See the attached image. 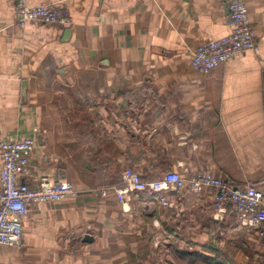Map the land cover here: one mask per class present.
I'll list each match as a JSON object with an SVG mask.
<instances>
[{
	"label": "crops",
	"instance_id": "0c3cea01",
	"mask_svg": "<svg viewBox=\"0 0 264 264\" xmlns=\"http://www.w3.org/2000/svg\"><path fill=\"white\" fill-rule=\"evenodd\" d=\"M27 1L73 24L21 28L0 0V139L34 140L26 182L63 180L77 195L33 205L22 244L0 247V264H172L176 250L263 264L255 230L208 194L164 207L112 189L126 169L145 182L212 173L264 198V0H246L260 52L208 75L191 60L231 33L226 0Z\"/></svg>",
	"mask_w": 264,
	"mask_h": 264
},
{
	"label": "built area",
	"instance_id": "2783aa9c",
	"mask_svg": "<svg viewBox=\"0 0 264 264\" xmlns=\"http://www.w3.org/2000/svg\"><path fill=\"white\" fill-rule=\"evenodd\" d=\"M19 18L18 25L28 23L49 27L69 28L73 24L69 13L51 5H30L27 0H10ZM231 33L221 39L208 41L193 53L191 67L202 74H211L220 65L233 58L260 52L259 43L249 20L246 0H226ZM35 142L32 139L4 141L0 139V247H18L22 244L23 222L33 205L58 202L77 195L73 185L63 180L39 176L34 185L26 182L36 174L32 163ZM123 183L113 191L123 201L125 194L150 193L157 195L158 202L171 207L174 199L189 191L197 195L208 194L219 212L233 209L243 227L255 230L264 245V198L256 187L239 184L200 173L184 178L178 172L165 174L158 181L145 182L130 169L122 175ZM174 192L169 195V192ZM92 192L95 193V190ZM106 197L108 189L97 191Z\"/></svg>",
	"mask_w": 264,
	"mask_h": 264
},
{
	"label": "trees",
	"instance_id": "16d2710c",
	"mask_svg": "<svg viewBox=\"0 0 264 264\" xmlns=\"http://www.w3.org/2000/svg\"><path fill=\"white\" fill-rule=\"evenodd\" d=\"M122 183H123V180H122V177H121L120 181L116 185H121ZM175 252L181 259L189 260L188 264H196L198 260H200L202 262H206L207 264H226V262L222 261L219 258H216V259L212 258V257L210 258V257L205 256V255L188 253V252H185V251L180 252V251L176 250ZM263 264H264V261H263Z\"/></svg>",
	"mask_w": 264,
	"mask_h": 264
},
{
	"label": "rangeland",
	"instance_id": "374dc122",
	"mask_svg": "<svg viewBox=\"0 0 264 264\" xmlns=\"http://www.w3.org/2000/svg\"><path fill=\"white\" fill-rule=\"evenodd\" d=\"M189 249V248H188ZM169 259V258H168ZM172 264H188L189 260L181 259L177 254L174 253V256L171 258ZM186 261V262H185ZM196 264H207L206 262H202L200 260L197 261Z\"/></svg>",
	"mask_w": 264,
	"mask_h": 264
},
{
	"label": "water",
	"instance_id": "95a60500",
	"mask_svg": "<svg viewBox=\"0 0 264 264\" xmlns=\"http://www.w3.org/2000/svg\"><path fill=\"white\" fill-rule=\"evenodd\" d=\"M86 240H87V241H90V237H89V236H86Z\"/></svg>",
	"mask_w": 264,
	"mask_h": 264
}]
</instances>
